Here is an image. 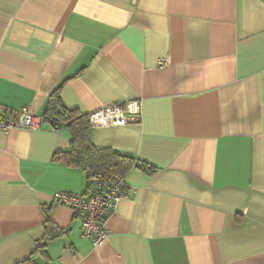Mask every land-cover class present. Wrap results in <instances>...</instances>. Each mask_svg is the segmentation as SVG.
Returning a JSON list of instances; mask_svg holds the SVG:
<instances>
[{"label": "crops", "instance_id": "1", "mask_svg": "<svg viewBox=\"0 0 264 264\" xmlns=\"http://www.w3.org/2000/svg\"><path fill=\"white\" fill-rule=\"evenodd\" d=\"M58 87L82 113L141 99L92 140L156 170L125 173L93 244L52 201L89 190L52 160L67 128L0 130V264L43 242L47 212L63 232L37 264H264V0H0V117L43 115Z\"/></svg>", "mask_w": 264, "mask_h": 264}, {"label": "built area", "instance_id": "2", "mask_svg": "<svg viewBox=\"0 0 264 264\" xmlns=\"http://www.w3.org/2000/svg\"><path fill=\"white\" fill-rule=\"evenodd\" d=\"M166 60H159L162 65ZM142 108L141 99L118 100L104 104L87 112L91 127L103 125H126L140 119ZM43 119H50L46 115L33 114L26 108L16 110L14 116L0 117V130L12 128L40 127ZM125 186V174L113 177L109 184L100 178H92L89 190L83 194L55 191L52 201L58 205L71 207L75 213L81 215V234L90 237L93 244H99L110 236L105 223L108 215L114 210Z\"/></svg>", "mask_w": 264, "mask_h": 264}, {"label": "trees", "instance_id": "3", "mask_svg": "<svg viewBox=\"0 0 264 264\" xmlns=\"http://www.w3.org/2000/svg\"><path fill=\"white\" fill-rule=\"evenodd\" d=\"M59 88L51 93L44 114L48 117L56 116L67 128L69 147L66 150L55 151L52 154L53 161L85 170L88 187L91 185L92 178H100L109 184L114 176L125 174L133 167L147 174L155 172L156 167L146 161L111 147L97 146L92 140V127L89 125L87 113L66 107L61 101ZM43 228V242L38 243L26 258L14 264H37L36 256L46 253V243L59 237L63 232L62 228L52 221L49 212H47Z\"/></svg>", "mask_w": 264, "mask_h": 264}, {"label": "water", "instance_id": "4", "mask_svg": "<svg viewBox=\"0 0 264 264\" xmlns=\"http://www.w3.org/2000/svg\"><path fill=\"white\" fill-rule=\"evenodd\" d=\"M49 123L54 127H61L62 126V122L56 116L50 117Z\"/></svg>", "mask_w": 264, "mask_h": 264}]
</instances>
